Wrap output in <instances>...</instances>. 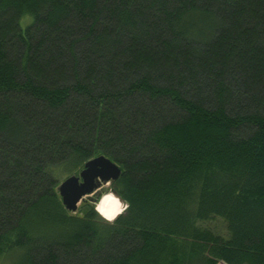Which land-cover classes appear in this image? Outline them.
Here are the masks:
<instances>
[{"label": "trees", "instance_id": "obj_1", "mask_svg": "<svg viewBox=\"0 0 264 264\" xmlns=\"http://www.w3.org/2000/svg\"><path fill=\"white\" fill-rule=\"evenodd\" d=\"M101 154L111 221L58 192ZM0 257L264 264V0H0Z\"/></svg>", "mask_w": 264, "mask_h": 264}, {"label": "water", "instance_id": "obj_2", "mask_svg": "<svg viewBox=\"0 0 264 264\" xmlns=\"http://www.w3.org/2000/svg\"><path fill=\"white\" fill-rule=\"evenodd\" d=\"M121 174L120 165L109 156L101 154L88 160L78 175L72 174L63 179L58 192L66 209L75 213L83 200L92 199L100 187L118 180ZM110 192L118 197L113 188Z\"/></svg>", "mask_w": 264, "mask_h": 264}, {"label": "rangeland", "instance_id": "obj_3", "mask_svg": "<svg viewBox=\"0 0 264 264\" xmlns=\"http://www.w3.org/2000/svg\"><path fill=\"white\" fill-rule=\"evenodd\" d=\"M31 16H26L22 19V25L25 26V22H26V19H30ZM79 173H76V175H78ZM62 181V180H61ZM103 189H109L108 191H105V192H110V184H106L105 186H102L99 188L98 192L102 191ZM103 192V193H105ZM97 193V192H96ZM103 195V194H102ZM101 195V196H102ZM94 198V196H92ZM92 198V199H93ZM91 199V200H92ZM83 205H84V202L82 201L80 204H79V207H78V210L75 212H81L83 210ZM97 205V204H96ZM123 210H125L126 208V204L123 202ZM100 213V212H99ZM101 214V213H100ZM103 216V215H102ZM105 218V217H104ZM107 219V218H105ZM107 220H110V219H107ZM114 220V219H113ZM111 221V220H110ZM199 225L203 228H208V229H211L214 231V233L216 234H219V235H222L226 238H228L230 236V232L227 228V223L226 221L220 217V216H214L213 218L209 219V220H205V221H200L199 222ZM12 260L11 258H7V257H0V264H11L12 263ZM217 264H225V262H218Z\"/></svg>", "mask_w": 264, "mask_h": 264}, {"label": "bare ground", "instance_id": "obj_4", "mask_svg": "<svg viewBox=\"0 0 264 264\" xmlns=\"http://www.w3.org/2000/svg\"><path fill=\"white\" fill-rule=\"evenodd\" d=\"M123 202L112 192H105L97 203V209L103 217L113 220L123 211ZM111 217V218H109Z\"/></svg>", "mask_w": 264, "mask_h": 264}, {"label": "clouds", "instance_id": "obj_5", "mask_svg": "<svg viewBox=\"0 0 264 264\" xmlns=\"http://www.w3.org/2000/svg\"><path fill=\"white\" fill-rule=\"evenodd\" d=\"M109 218H111V217H109Z\"/></svg>", "mask_w": 264, "mask_h": 264}]
</instances>
